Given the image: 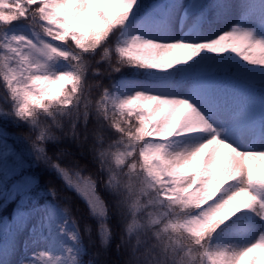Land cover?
Returning a JSON list of instances; mask_svg holds the SVG:
<instances>
[{
	"label": "snow or ice",
	"instance_id": "obj_1",
	"mask_svg": "<svg viewBox=\"0 0 264 264\" xmlns=\"http://www.w3.org/2000/svg\"><path fill=\"white\" fill-rule=\"evenodd\" d=\"M0 104V264H264V0H0Z\"/></svg>",
	"mask_w": 264,
	"mask_h": 264
},
{
	"label": "trees",
	"instance_id": "obj_2",
	"mask_svg": "<svg viewBox=\"0 0 264 264\" xmlns=\"http://www.w3.org/2000/svg\"><path fill=\"white\" fill-rule=\"evenodd\" d=\"M0 106H2V104H0ZM72 151H75V150L72 149ZM49 155H52L51 149L49 150ZM72 159H73V157H71V156L63 157L62 163L67 165L68 163L71 162ZM44 167L45 166L43 164H41V168H44ZM51 176H52V180L55 183V185L57 186L58 190L61 191V197H63L65 194L70 195L72 197V200H73L74 205L76 207H78L80 209L85 208L84 201L79 196H77L76 193H74V192L68 193L67 190L63 188L62 182L55 177V174H51Z\"/></svg>",
	"mask_w": 264,
	"mask_h": 264
},
{
	"label": "rangeland",
	"instance_id": "obj_3",
	"mask_svg": "<svg viewBox=\"0 0 264 264\" xmlns=\"http://www.w3.org/2000/svg\"><path fill=\"white\" fill-rule=\"evenodd\" d=\"M224 30H227L226 28Z\"/></svg>",
	"mask_w": 264,
	"mask_h": 264
}]
</instances>
